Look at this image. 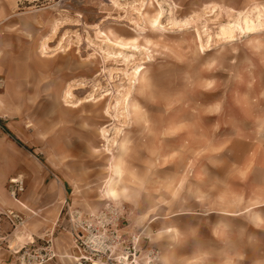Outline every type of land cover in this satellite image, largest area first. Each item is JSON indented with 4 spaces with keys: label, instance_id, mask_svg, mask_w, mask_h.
Instances as JSON below:
<instances>
[{
    "label": "rangeland",
    "instance_id": "1",
    "mask_svg": "<svg viewBox=\"0 0 264 264\" xmlns=\"http://www.w3.org/2000/svg\"><path fill=\"white\" fill-rule=\"evenodd\" d=\"M258 13L264 0H0V120L21 144L0 128V264L44 247L72 264L71 225L108 211L142 262L264 264V229L208 215L182 170L220 144L264 147V30L220 35Z\"/></svg>",
    "mask_w": 264,
    "mask_h": 264
},
{
    "label": "crops",
    "instance_id": "2",
    "mask_svg": "<svg viewBox=\"0 0 264 264\" xmlns=\"http://www.w3.org/2000/svg\"><path fill=\"white\" fill-rule=\"evenodd\" d=\"M82 104L77 103V105L67 107L78 108ZM102 132L105 134L106 131ZM240 141L242 144L246 139L241 136ZM231 148L230 143L218 145L217 150L211 154L212 162L208 167L200 165V167L182 169L183 175L186 176L183 185L187 188L192 184L193 189L209 192L202 199L211 203L210 206L207 204V207L210 208L208 215L215 214L223 219L240 221V223L255 229H264V214H261L259 210L264 208V149H262L264 147H256L253 151L243 152H234L230 150ZM123 149L124 146H120L119 155ZM121 178L120 166L115 164L112 168L111 178L104 189L103 195L107 199L117 201L120 197L125 196L124 190H118L116 185L122 180ZM110 189L115 192L114 197L109 194ZM205 206L206 204L200 203L195 207L204 208ZM251 211L254 212L249 214ZM147 228L141 236L151 237L152 232L150 235H146Z\"/></svg>",
    "mask_w": 264,
    "mask_h": 264
},
{
    "label": "built area",
    "instance_id": "3",
    "mask_svg": "<svg viewBox=\"0 0 264 264\" xmlns=\"http://www.w3.org/2000/svg\"><path fill=\"white\" fill-rule=\"evenodd\" d=\"M117 216V211H108L71 225L74 264H153L155 258H148L154 255L153 251L142 262L144 259L138 255L135 246L137 237L132 236L130 243L124 245ZM27 256H23V261L27 259V264H45L56 255L51 247H44L33 257Z\"/></svg>",
    "mask_w": 264,
    "mask_h": 264
},
{
    "label": "bare ground",
    "instance_id": "4",
    "mask_svg": "<svg viewBox=\"0 0 264 264\" xmlns=\"http://www.w3.org/2000/svg\"><path fill=\"white\" fill-rule=\"evenodd\" d=\"M255 5L258 6V4H255ZM214 11H215V9H214ZM148 19H149L148 21H149L150 25L152 26L153 24H156L159 21L160 14L157 12L155 15H153V17H151V18L149 17ZM262 26H264V13H258L255 16V18H250L246 14H244V15H241L233 23H230L227 26L222 27L220 30V35L225 37V38H229V37L231 38V35L237 31L245 32L246 34H250V33H254L257 31L264 30V28H261ZM177 29H181V28H173L172 30H177ZM227 41L229 42L230 39H228ZM115 44L121 48H126L129 45L132 46V44H129V42H123L121 39L120 40L115 39ZM141 72L142 71H140V72L138 71V73H137V71H136V76L140 77ZM70 95H71L70 92H66V97L69 98ZM89 101L90 100H84L83 102L77 101L73 104H68L67 106L77 105V103L78 104L88 103ZM109 194L112 195L113 197L115 196V192L111 191V189L109 191ZM67 257L69 258V260H71L72 264H74V260H73L74 255H69ZM155 259L157 260V257H155ZM93 264H98V263H93Z\"/></svg>",
    "mask_w": 264,
    "mask_h": 264
},
{
    "label": "trees",
    "instance_id": "5",
    "mask_svg": "<svg viewBox=\"0 0 264 264\" xmlns=\"http://www.w3.org/2000/svg\"><path fill=\"white\" fill-rule=\"evenodd\" d=\"M0 128L2 129V131L4 133H6L7 135H9L18 145H21L17 140L14 139V137L11 135V133L4 127L2 121L0 120Z\"/></svg>",
    "mask_w": 264,
    "mask_h": 264
},
{
    "label": "snow or ice",
    "instance_id": "6",
    "mask_svg": "<svg viewBox=\"0 0 264 264\" xmlns=\"http://www.w3.org/2000/svg\"><path fill=\"white\" fill-rule=\"evenodd\" d=\"M250 38V37H249Z\"/></svg>",
    "mask_w": 264,
    "mask_h": 264
}]
</instances>
